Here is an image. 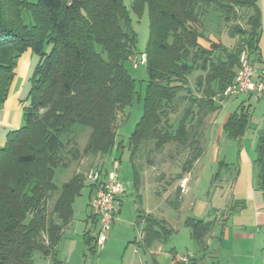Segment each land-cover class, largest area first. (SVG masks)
Returning a JSON list of instances; mask_svg holds the SVG:
<instances>
[{"label": "trees", "instance_id": "trees-1", "mask_svg": "<svg viewBox=\"0 0 264 264\" xmlns=\"http://www.w3.org/2000/svg\"><path fill=\"white\" fill-rule=\"evenodd\" d=\"M210 8L226 20L236 19V9L250 11L248 30L234 27L229 32L231 38L241 37L233 50L205 42L196 29L199 16ZM144 11L148 39L142 54L147 81L142 116L127 149L134 159L145 143L153 142L155 150L172 144L187 157L181 168L186 173L203 153L199 130L217 117L239 54L244 51L252 66L259 59L258 0H131L130 10L123 0H0V105L8 97L15 61L27 50L38 57L28 107L23 108L24 125L9 132L0 148V264H33L34 252L54 255L72 220V205L84 178L75 173L60 189L54 185V170L67 164L61 157L62 134L74 125L89 128L83 156L108 157L120 147L116 145L117 119L137 96L136 82L124 69L136 45L130 13L140 17ZM46 47H50L48 53ZM220 50L223 56L217 54ZM193 72L201 73L195 80L201 96L179 97L189 94L187 78ZM180 100L187 106L174 129L169 117ZM247 123V111L235 112L224 123L223 133L240 141ZM73 146L70 156L77 160L80 155ZM253 167L264 203V128L257 132ZM89 188L92 193L93 186ZM54 194L48 212L47 202ZM212 225L194 219L184 222L200 250ZM161 226L151 217L144 218L145 246L162 242L170 234ZM86 245L90 246L87 240ZM89 250L95 253L94 246Z\"/></svg>", "mask_w": 264, "mask_h": 264}, {"label": "rangeland", "instance_id": "rangeland-1", "mask_svg": "<svg viewBox=\"0 0 264 264\" xmlns=\"http://www.w3.org/2000/svg\"><path fill=\"white\" fill-rule=\"evenodd\" d=\"M123 3L130 10L131 0H123ZM235 13L236 19L229 17L226 20L224 15L215 9H206L199 16V24L196 29L203 35L205 42L218 43L224 50L231 51L241 44V37L231 38L229 32L234 27L248 30L246 23L250 11L236 9ZM27 19L23 15L25 22H28ZM130 19L131 28L136 35L133 56L137 57L139 61L148 39L147 13L144 11L140 17L130 13ZM49 51L50 47H46L44 50L46 53ZM217 54L223 56L221 50ZM37 63L38 57L33 55L30 50L22 53L15 61L14 76L8 91V96H11L8 112H2L3 104L0 105V148L4 145L9 132L24 125L23 108L28 107L27 96L30 79ZM124 69L136 82L137 96L132 106L118 116L116 145H120V147L115 148L108 157L83 156L82 152L90 134L89 128L74 125L69 132L60 136L59 140L65 146L61 157L67 164L54 170L53 183L60 189L71 179L73 174L79 173L84 178L83 188L72 205L73 226L65 230L62 242L56 247L54 255L44 257L39 252H34L32 263L126 264L133 262V264H153L151 256L143 258V256L134 255L136 252L142 254L139 244H137L142 225L137 224L136 220L138 216L145 214L146 209H153L150 217L158 221L165 230L166 223L162 220L163 217L174 227V231H169L171 233L166 234L163 238L162 244L165 249L174 246L178 251V249L188 247L189 252L193 251L194 258H197L200 255L199 246L191 239L184 222L194 217L197 208L207 206L201 221L212 224L216 219L223 217L225 231L223 228H219L209 246V251L216 257L207 259L202 264H264V203L255 186L253 167L257 132L264 128V91L258 100L244 94L223 101L215 123L205 122V125L211 128L204 134L206 137L203 138V153L196 164L192 166L191 182L188 185L190 192L186 197L182 195L180 199H177L175 194L172 197H168V194L165 195L164 189L167 184L163 182L164 180H162L163 188L159 189L154 186L156 180L152 173L143 171L144 165L150 160H157L160 164L156 165L154 169L158 171L165 169L175 184L182 165L187 159L186 155H182L172 144L155 150L153 142L141 145L134 159L131 158V153L127 149V142L142 116L141 101L147 75L143 64H138L134 68L130 60L124 63ZM200 74V72H193L188 76L189 94L183 92L179 94V97L201 96L195 86V80ZM174 106L175 113L171 114L169 118L175 129L187 102L180 100ZM241 111L248 113L247 128L240 141H233L226 138L223 133V125L231 114ZM73 143L80 155L77 160L72 159L69 152V150H73ZM112 160H117L119 163L117 175L123 187L121 213L118 217L119 220L110 225L111 229L107 239L111 240L112 244L110 246L106 243L105 246L110 247L109 252L95 251L92 254L89 248L93 247V244L90 242L96 235L98 225L96 224L89 230L88 236L91 245L87 246L84 234L87 232L85 221L90 214L87 206L90 185L86 177L91 172L99 171L102 166H105L109 171ZM163 162H166L164 169L160 166ZM176 189L178 190V187ZM55 196L56 194L47 202L48 212L51 211ZM162 200L167 201H163L161 204ZM182 219L184 221L179 226V221ZM178 226L179 228H177ZM175 228L177 229L175 230ZM198 261L197 259L196 263Z\"/></svg>", "mask_w": 264, "mask_h": 264}, {"label": "built area", "instance_id": "built-area-1", "mask_svg": "<svg viewBox=\"0 0 264 264\" xmlns=\"http://www.w3.org/2000/svg\"><path fill=\"white\" fill-rule=\"evenodd\" d=\"M129 60L136 68L138 64L145 63V55H140L139 61L137 57H130ZM264 91V60L260 67L255 69L249 62L247 55L242 51L238 56L237 70L233 82L222 93L221 97L228 100L240 95L253 96L258 100ZM216 101V99H214ZM119 163L117 160L111 161V169L106 172L105 177H101L99 171L91 172L86 179L89 185L93 186L92 195L89 198L88 209L90 217L98 230L94 238L95 251H101L104 243L109 235L110 225L117 220L120 211V196L123 194V187L118 180L117 171ZM189 175L181 177L178 182V190L180 195H185L188 191ZM142 231L139 240H142Z\"/></svg>", "mask_w": 264, "mask_h": 264}, {"label": "crops", "instance_id": "crops-1", "mask_svg": "<svg viewBox=\"0 0 264 264\" xmlns=\"http://www.w3.org/2000/svg\"><path fill=\"white\" fill-rule=\"evenodd\" d=\"M258 3L260 5L259 8H260V13H261V29H260L261 37H260V41H259V44H258V47H259V59H258V61L253 63V67H255L256 69H258L260 67L261 62L264 60V0H260V2H258ZM202 46L207 48L208 44L203 42ZM10 103H11V96H8L7 99L5 100V102L3 103V108L1 109V111L4 112V113L8 112ZM215 119L212 121L213 124L215 123ZM207 126L208 125H205V126L201 127L200 130H199V133H201V135H200L201 141L200 142H202V148L204 147L203 146V144H204L203 138L206 137V135H204V134H206L208 132V130L211 128V127H207ZM203 135H204V137H203ZM170 162H172V160ZM196 162L193 164V166L196 164ZM165 163L166 162H163L160 165V166L163 167V169H164ZM159 164L160 163L157 160H155V159L154 160H150V161L145 163L143 171L144 172L148 171V172L152 173L153 178L156 180L154 186H157L159 189L163 188L162 187V183L163 182L165 184H167L166 188L164 189V191H166V192H164L165 195L168 194V197H170V196L172 197V195L175 194V195H177V199H180V197L182 195H180L179 190H177L176 187H177L178 182L181 179V177L186 175V174H188L189 177H190L189 178V183L191 182L192 168H191V170L189 172H186V173H181V171H180L179 175L177 176L175 184H173V182H172L173 179L171 178V175L169 173H167L165 171V169H164V171H158V170L154 169V167H156V165H159ZM107 171L108 170L105 168V166H102L99 169V172L101 173V177L102 178L105 177V174H106ZM157 178H158V180H157ZM162 180H164V181L162 182ZM189 183H188V185H189ZM189 192H190V189H189V186H188V191L184 195V197H186ZM154 194H156V193H154ZM91 195H92V193L89 192V198L91 197ZM89 198H88V202H89ZM121 199H122V196H120V198H119V200H120V208H121ZM163 201L165 202L167 200H162L160 203L162 204ZM87 206H88V203H87ZM206 208H207V206L201 207L199 209L197 208V210H195L194 217L193 218H189V219L201 220L203 218V216L205 215ZM152 210L153 209H146L144 211L145 214L143 216H138L137 217L138 219L136 220V222H137V224L140 223L142 225V229L144 228V218L145 217H150ZM120 213H121V210L119 211L118 217H119ZM118 220L119 219L117 218V220L113 221L112 224H115V222H117ZM162 220H164V222L166 223V226H165L166 231H171V232L174 231V227H172L168 223V221L165 219V217H163ZM183 221H184L183 219L179 221V226L182 225ZM212 224H213L212 225V229H211L210 233L204 238V240H203V243H204L203 249L199 251L200 255L197 258H194L193 251L189 252L188 247H184L181 250L178 249V251H177V248L174 247V246L172 248H170V249H165V247L163 246L162 242H154L150 246H145L144 243H142V240H139V242L137 243V244H139V248L142 251V254H140V253L137 254V252L135 254L134 253L133 254L136 255V256H143V258L145 256H151L153 264H173L174 261L185 262L187 260H194L196 262L197 259L199 261L196 264H202L207 259H213V258L216 257V256L212 255V252L209 251V246H210V244H212L211 241L217 235V232H218L219 228H223V230L225 229L224 223H223V217L220 218V219H216L214 221V223H212ZM72 226H73V216H72V220L69 223V225L63 230V234L66 232L65 231L66 229L68 230ZM94 226H96V224L93 221V219L90 217V214H89V216L87 217V220L85 221V230L87 232L85 231L86 233L84 234V240H87V241L90 242V237L88 236V232H89L90 229L94 228ZM179 226L177 228H179ZM177 228H175V230ZM113 233H114V230H113ZM189 233H190V230H189ZM94 238H95V236L92 238V241L90 242L91 244H94ZM108 241H109L108 239L105 241L103 249L101 250L102 253H105V252L108 253L109 252L110 247H105V246L107 245L106 243H108V245L111 246L112 242H111V240L109 242ZM61 242H62V240H61ZM61 242L59 244H61ZM126 264H133V262L132 263L131 262L130 263H126Z\"/></svg>", "mask_w": 264, "mask_h": 264}]
</instances>
